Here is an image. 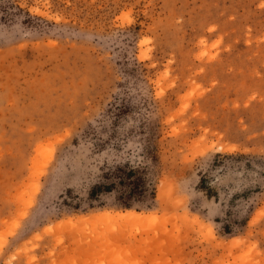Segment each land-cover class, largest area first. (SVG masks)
I'll return each mask as SVG.
<instances>
[{
    "label": "rangeland",
    "instance_id": "374dc122",
    "mask_svg": "<svg viewBox=\"0 0 264 264\" xmlns=\"http://www.w3.org/2000/svg\"><path fill=\"white\" fill-rule=\"evenodd\" d=\"M0 264H264V0H0Z\"/></svg>",
    "mask_w": 264,
    "mask_h": 264
},
{
    "label": "trees",
    "instance_id": "16d2710c",
    "mask_svg": "<svg viewBox=\"0 0 264 264\" xmlns=\"http://www.w3.org/2000/svg\"><path fill=\"white\" fill-rule=\"evenodd\" d=\"M106 182L91 188L90 196L95 197L98 192L118 193L117 200L125 209H130L134 202H142L149 195L154 198V189L146 179V171L141 167L116 168L105 173ZM204 183H200L203 188Z\"/></svg>",
    "mask_w": 264,
    "mask_h": 264
},
{
    "label": "bare ground",
    "instance_id": "6f19581e",
    "mask_svg": "<svg viewBox=\"0 0 264 264\" xmlns=\"http://www.w3.org/2000/svg\"><path fill=\"white\" fill-rule=\"evenodd\" d=\"M119 216L120 217H124V218H136V219H139V220H142V219L146 218L145 215H136V214L131 213V212L121 213V214H119Z\"/></svg>",
    "mask_w": 264,
    "mask_h": 264
}]
</instances>
